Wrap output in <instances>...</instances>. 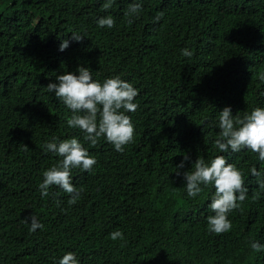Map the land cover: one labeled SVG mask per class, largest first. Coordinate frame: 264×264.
I'll return each mask as SVG.
<instances>
[{
	"label": "trees",
	"instance_id": "obj_1",
	"mask_svg": "<svg viewBox=\"0 0 264 264\" xmlns=\"http://www.w3.org/2000/svg\"><path fill=\"white\" fill-rule=\"evenodd\" d=\"M133 2L142 10L129 24ZM104 3L0 0V264H59L68 252L79 264H264V250L251 247L264 245V190L250 173L264 163L247 149L214 146L225 107L240 117L264 108V0ZM108 15L115 26L98 27ZM63 40L69 47L60 51ZM80 66L96 81L120 76L139 90L137 110L126 113L134 142L122 153L104 138L84 141L67 125L71 110L46 89ZM72 137L97 160L91 172L72 170L83 189L75 205L58 186L43 198L38 187L62 159L45 143ZM217 155L244 173L248 189L243 211L229 214L232 229L220 235L207 230L214 186L190 198L184 180L198 158ZM30 216L43 228L30 232ZM115 231L124 239L113 241Z\"/></svg>",
	"mask_w": 264,
	"mask_h": 264
},
{
	"label": "clouds",
	"instance_id": "obj_2",
	"mask_svg": "<svg viewBox=\"0 0 264 264\" xmlns=\"http://www.w3.org/2000/svg\"><path fill=\"white\" fill-rule=\"evenodd\" d=\"M115 0H105L102 5L104 10L111 9ZM142 5L133 2L129 5L125 16L129 24L133 23L132 17H138ZM163 13L154 17V23H158ZM115 20L111 15L97 20L100 28L111 29L115 26ZM83 36L72 33L71 39L77 42L83 40ZM69 47V41L63 40L59 50L64 51ZM185 57L193 55L188 49H182ZM77 74L67 72L56 77L57 83H49L46 87L49 93H55L72 115L67 119L70 128L79 129L83 133L84 141L95 146L101 138L114 146L117 152H124L125 147L134 142L135 127L131 117L126 113H134L138 104L134 103L139 95L130 82L115 76L105 79L102 83L93 79L89 68L80 66ZM259 78L264 81V73ZM219 133L214 141V146L220 153H238L247 149L257 154L258 160L264 163V108L255 107L243 117L233 116L230 107H225L219 112ZM26 147V146H25ZM45 151L61 157L60 161L43 172V180L39 184L42 198L50 195L49 189L58 186L68 194V204L75 205L81 197L82 188H77L72 182V170L80 169L91 172L97 164L95 157L83 147L76 137L65 139L59 143L56 138L45 143ZM190 157L184 155V159L176 166V169L185 167V162ZM193 170L184 173L186 192L190 198H196L208 186H214V195L208 205L213 215L207 217V230L209 234H225L232 229L229 214L235 210L243 211L242 205L248 199V189L245 187L244 173L235 164L229 163L224 155H217L210 161L198 158L191 167ZM252 176L256 177L257 184L264 190V171H258L255 166L250 169ZM177 175H180L177 171ZM259 199V194L252 197L253 201ZM25 223H30V232L42 229L43 225L35 216L25 218ZM113 241L124 239L120 231L110 233ZM254 251L264 250V245L252 242ZM59 264H79L72 252L66 253Z\"/></svg>",
	"mask_w": 264,
	"mask_h": 264
}]
</instances>
